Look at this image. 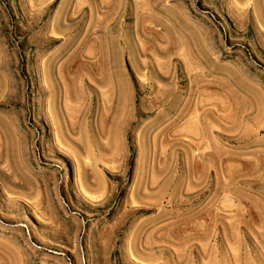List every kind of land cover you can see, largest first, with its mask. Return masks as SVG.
Segmentation results:
<instances>
[{
	"label": "rangeland",
	"instance_id": "rangeland-1",
	"mask_svg": "<svg viewBox=\"0 0 264 264\" xmlns=\"http://www.w3.org/2000/svg\"><path fill=\"white\" fill-rule=\"evenodd\" d=\"M0 264H264V0H0Z\"/></svg>",
	"mask_w": 264,
	"mask_h": 264
},
{
	"label": "bare ground",
	"instance_id": "bare-ground-1",
	"mask_svg": "<svg viewBox=\"0 0 264 264\" xmlns=\"http://www.w3.org/2000/svg\"><path fill=\"white\" fill-rule=\"evenodd\" d=\"M74 123V122H73ZM73 125V124H72Z\"/></svg>",
	"mask_w": 264,
	"mask_h": 264
}]
</instances>
